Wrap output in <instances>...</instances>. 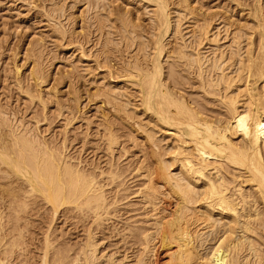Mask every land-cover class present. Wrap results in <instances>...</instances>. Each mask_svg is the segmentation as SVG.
I'll use <instances>...</instances> for the list:
<instances>
[{"label":"bare ground","instance_id":"1","mask_svg":"<svg viewBox=\"0 0 264 264\" xmlns=\"http://www.w3.org/2000/svg\"><path fill=\"white\" fill-rule=\"evenodd\" d=\"M94 1L96 2V0ZM140 1L146 3L147 7L148 5L152 7H150L151 12L149 13L152 14V21L155 23L154 28L156 33H154L152 39L153 47H151L153 50L151 54V51L149 52L150 57H148L150 58V64L146 62V64L150 66H148L149 68H143L145 64L141 67L139 65L141 63L140 60V63H138L139 61L137 62L136 59L134 63L130 60V63L128 62L127 66L123 68V73L120 75V77L124 79L129 78L133 80V82L131 81L133 86L135 85L136 88H138L137 93H139L138 96L140 97L139 103L130 100V93L129 95L124 94L126 99H123L122 94L115 93L118 87L117 84L113 83L114 79L117 77L115 78L112 75L106 79L105 74V76L102 77L104 83H102V86L105 85L106 88L110 87V91L104 90V93H107V103L108 101H115V103L118 104L117 111L128 112L131 110V112L134 111L136 113L140 110L141 113L139 114L143 115L147 113L150 117V121L145 125L151 127H146L147 129H145V127L143 128L145 129L143 131L144 138L147 140L148 146L146 145L147 148L144 154V160H142L141 165L136 168L137 171H140L139 173L143 170L142 175L144 177V184H141L142 188L140 187L135 193H139V196L142 197L143 205L150 207L151 213H148L150 214L151 223L149 221L147 223L151 225H149L148 228L136 227V231L133 230L132 227L125 228V230L128 231V233H126L128 235L124 233L127 237L130 236V239L132 237V239L137 240V244H139V253L136 252L138 255H135L134 264H149L146 260L148 257L151 256V260L152 257L158 260L161 254L165 256L164 262L162 260L163 263L161 264H244L246 260L248 261V257L249 259L250 257L252 258L254 264H264V248H262V245H264V1H229H234L235 7H237L238 10L240 9L241 12L246 11V14L243 15V18L245 15L246 18L239 19L238 17V19H234L235 15H233V17H228L229 20L226 23L228 26L224 25L223 28L225 30L224 39L226 40L229 38V40L224 42H221L223 41V37L220 36L221 30L220 26H218L221 25L218 22L220 19L215 18V14L214 17L211 13L202 12V9L199 7V12L201 11V13H196L195 10L198 8L195 7L196 5L194 6V0H176L175 4L177 8L175 9H177V13H175L177 14V21L175 22L174 28L172 26L171 15V11L174 13V10L169 8V1L139 0V2ZM171 1L170 3L172 5ZM103 4H105L104 1ZM52 6L54 5L52 4ZM93 6H95V3ZM54 7L53 11L55 12L62 13L64 11L62 7L56 6V4ZM231 12L233 13V11ZM237 12L239 13V11ZM111 13L112 12H110V14ZM95 14L96 13H94V15ZM49 16L48 14V17ZM127 18H129L128 15ZM190 19L194 20L193 27L192 29L189 28L190 31L188 30V32L183 33L182 22L183 20ZM126 21L127 23L132 22L131 19L130 21ZM137 22L138 21H136V24ZM60 23H58L59 26L62 25ZM124 25L126 26V24ZM63 26L64 25H62V27ZM127 27H129V25L126 26V28ZM231 27H234V29H230ZM171 30L175 36L174 39H176V46L173 45L174 48L171 50L175 55V57L173 56L175 60L173 58L174 63L173 65L170 64L171 67H169V71L165 76L163 74L165 70H163L162 64L164 60L161 61V58L163 55H166V43H164V40L169 33H171ZM78 31L79 30H77V32ZM54 32L56 33V30ZM64 32L66 33V31ZM65 33H63L62 36ZM146 41L148 42V39ZM225 43L228 44L225 45ZM79 49L80 53H78V60L81 62L91 61L89 58L90 55L85 53L86 50L84 52L81 50V47ZM147 56L148 55H146V57ZM146 57L144 59H146ZM145 61L143 62L145 63ZM98 66L101 65L99 64ZM19 67H15L16 74L20 71ZM101 67L105 66L103 65ZM41 68H37V71H33L31 75H34L33 80L37 85L45 79L46 71L40 70ZM107 68L111 70L110 67ZM106 72L108 73V71ZM170 76L173 77V80L169 79ZM168 79L174 81V87L170 84L172 81L168 82ZM126 83L128 84L127 80ZM187 84L190 86V89L193 86H197V91H199V94L201 93L199 96H201L203 100L199 101V99L192 97L194 95H188L189 92H186L188 88ZM185 85H187V88ZM19 87L20 85L18 88ZM28 90H31V88L27 89V91ZM30 93H28V95H32V92ZM99 93L95 92V94ZM190 94H192V92ZM33 97L37 96L34 95ZM38 98L39 96L37 99ZM103 98H105V95H103ZM78 101L79 100H77V102ZM112 102L110 103L112 104ZM1 109L2 108H0V126L3 125L5 128L8 120L5 116L7 113ZM134 112L127 114V116L133 118ZM126 113L124 114L126 115ZM71 117L72 115L70 118ZM138 117L136 118L138 119ZM140 124H138V128H140ZM114 125L115 124H113V127ZM106 126L108 137L107 147L111 149V147L113 148V144L117 145L116 142L119 139L118 137L122 136L118 135L117 137L111 124H107ZM155 127L157 129L156 131L154 129ZM139 130L137 129V131ZM157 131L160 133L159 137L156 135ZM7 132L6 134L9 138L5 137L6 134L4 135L0 132V166L2 165L0 170L4 173V175H2L5 178H7V175L8 177H15L16 180H23L24 186L17 187L18 189L16 188L17 190L15 189L16 192H14L13 188H5V186L2 185L6 184L5 182L0 186V194L3 195L4 193L2 192H5L11 195L12 198H15L14 200H8V203H11L10 206H13L12 201H18V204L16 203L17 209L15 205V207L13 206V209H15L17 213L27 211L25 209L27 208L28 201L31 200L34 203L38 201V203L42 202V204L44 203L48 206V210L51 212V219L48 225L49 223L51 224V222L54 223L55 217L60 209L68 207L70 210L73 208L79 211V213L91 215L92 222L97 224V227H100L104 219H108V216L113 212L115 213V209L118 207L117 203H121V201L116 197L118 195L116 193L117 195L110 202L105 187L112 183L115 184V181L121 177L124 170L121 171V169L118 168L109 171L110 181L108 175L107 179L110 184H105L99 179V176L104 174L102 171L98 175L69 163L70 161L66 160L68 159L66 158L67 154H64V151L67 150L65 149V144L63 146L60 145L61 147L59 145V147H56L55 142L52 141L54 146H49L50 144L53 145V143L50 142V144H47V141H40L42 136L39 140L36 136H32V134H29L27 131L24 134L21 132L19 133L17 128L14 129L10 126ZM29 132L31 131L29 130ZM117 134L119 133L117 132ZM140 134H142V132ZM132 139H134V136ZM64 140L65 139H63V141ZM123 150L125 153V149ZM137 171L136 173H138ZM124 173H126V171ZM1 180L2 179H0V181ZM9 180L11 179H7V182ZM116 192H118V190H116ZM2 197L3 196H1V198ZM126 197L122 198H129ZM6 198L9 197L6 196ZM30 203L31 202H29V204ZM122 205L124 206V204ZM125 206L127 205L125 204ZM7 208L4 209L7 211L5 213L8 214L9 208ZM1 209L0 233L4 230L3 228L5 226L3 225L6 224L9 227L8 224L12 222H7L5 220L7 223L2 225V221H4L2 216L4 215V211L3 208ZM73 209L72 211H74ZM15 210H13L14 213ZM10 213L9 211V215H11ZM14 213L13 216L16 214ZM26 213L28 214V212ZM115 214H117V212ZM17 215L18 214H16V216ZM114 215L113 217H116ZM145 215V217H147V214ZM16 216L14 217L15 219L17 218ZM22 216L20 218H22ZM24 217L26 218H23V222H26L24 219H27L28 216L24 215ZM49 217L50 215L48 218ZM19 219L16 220L19 221ZM106 221L104 222L106 223ZM12 224L10 226H15L17 222ZM27 224L29 225V223ZM22 226L24 225L21 224V227ZM113 226L114 228L116 227L115 225ZM11 228L12 227H10V229ZM13 228L19 230L17 227ZM26 229L29 231L28 228ZM111 229L113 228L111 227ZM8 230L6 229V231ZM11 230L10 232L16 231L15 229H13L14 231ZM92 230L89 229L86 231L85 242L82 243L81 248H78L80 252L78 250L73 252L75 253L78 251L79 253H75L76 256L73 255L74 257L69 260V264H101L99 262L101 258H105L104 261L110 264H122L125 262L124 260L127 259V256L119 260L116 259L113 254L108 256L100 254L99 256L97 252L99 243L95 241V233H93ZM122 230H124V228ZM26 233L29 234V232ZM118 233H116V235H118ZM18 234L21 242L15 239L16 237H13L16 235L11 234L16 241L13 240V242L9 244V248L7 247L8 243L4 241L5 234H3L4 236L0 235L3 236L0 237V264H11L14 260L15 250H12L10 247H21V245L19 246L21 243L24 245L23 243L25 241H22L24 237L22 239L21 234L25 235V233H21L20 230ZM51 237L50 232L45 234L42 243L43 246H40L42 247V253L41 255L39 254L40 259L37 264H66L68 262L66 260L70 257L67 253L69 249L68 251H65V249L63 250L65 243H62L63 248H58V251H56L58 246L54 245ZM54 240L55 238L53 241ZM134 240L132 241L136 243ZM52 243L54 248L56 246V252L53 251L54 254L51 253L53 256L49 257ZM135 243L132 244L135 245ZM70 246L68 247L67 245L66 247L70 248ZM59 249L63 250V252L65 251L68 255H64L65 252L62 254ZM18 251H20V248ZM71 251H69V253ZM31 256L25 255V264H33V259L30 260L29 258ZM15 260H17V258ZM18 262H20V260ZM157 263L158 262L155 260V264ZM249 263L251 264V261H249Z\"/></svg>","mask_w":264,"mask_h":264},{"label":"rangeland","instance_id":"2","mask_svg":"<svg viewBox=\"0 0 264 264\" xmlns=\"http://www.w3.org/2000/svg\"><path fill=\"white\" fill-rule=\"evenodd\" d=\"M98 1L96 0L95 2L94 0L93 1L92 0L91 1L90 0H64V1L63 0H55V1L54 0H0V108H2L1 110H4L5 113H7V115L5 116L8 119L6 122L5 128L3 125H1L3 127L0 126V132L5 135L6 133H8L7 132L8 127L10 126V127H13L14 129L17 128V131L19 133L21 132L24 134L27 131L29 134H32V136H36L39 140L42 136L40 141H45V142L47 141L46 142L47 144H50V142L51 143L55 142L56 147H59L60 145L63 146L65 144L64 146L66 147L65 149L67 150H65L66 153L64 151V154H67L66 158H68L66 160H69L70 161V162L68 161L69 163L77 165L78 167H81V169L83 170L86 169V171L88 170L89 172H93L94 174L99 175V173L102 171L104 174L100 175L99 179L102 183H105V184H110L109 182L110 177L108 174L109 171L118 169V168H120L121 171L124 170L122 173L123 176L121 175V177L115 181L116 186L114 183H112L105 187L108 193L107 194L108 200L111 202V200L115 198V196L118 194L116 197H118V200H120L121 203L120 202L117 203L119 207V208L116 207L115 209V213L117 212V214L113 212L110 216H108V219L103 220V223H102L103 225L100 224V227H97L96 226L97 224L92 222V217H90L91 215L86 213L87 214L86 216L85 213H79V211L73 208H71L70 210V208L68 207H67L68 209L67 208L60 209L58 212L59 214L57 213L55 217L54 223L51 222V224L49 223L48 225V222H50L49 220L51 219V212L50 210H48L49 209L48 206H46L44 203L43 204L42 202L38 203V201L34 203L33 201L30 200L28 201V204L29 202H31L30 203L31 205L27 204V208L30 207L29 208L30 210L26 208L25 210L27 211H21L20 213L19 212L17 213V211L13 208L18 204V201L17 202L12 201V205L13 206L15 205V206L14 207L10 206L11 203L9 204L8 200L9 201L14 200L15 198H12V196L8 195V193L2 192L4 193L3 195L0 194V198L1 196H3L2 197L3 199L2 198L0 199L2 200L0 201V204L3 205V206L0 205L2 206L0 207V209L3 208V211H4L3 213L4 215H2L3 220H4L2 221V225L7 222L12 221L11 223L8 224L9 227L6 224L3 225L7 228L4 227L3 228L4 230L2 231V233H0V235L5 234L4 241L8 243L7 247L9 248L10 246L9 244L12 243L13 240L16 241L15 239H17L18 241L21 240L18 234L20 230H21V233H25V235L21 234L22 235L21 238L23 239L24 237V239L22 240L23 242L25 241L23 243L24 245H22V243L19 244V246L20 245L21 247L23 246L22 249L25 246L23 250L21 249V247H16V248L10 247L12 250H15V254H14L15 258L11 264H25L24 262V258H26L25 255L26 256L32 255L31 257H29L30 260L33 259L32 263L37 264L39 262L40 255L42 253L41 251L42 247L40 246H43L42 244L43 238L47 232L51 233L52 242H54V245L58 246L57 248L55 246L56 251H58V248L62 249L63 248L62 245L64 243L66 246L68 245V247L71 245L70 248H67L65 245L63 248V250L65 249V251L66 250L68 251V249L69 251H71L72 249L70 253L69 251L67 252L69 255L65 251L64 253L63 250L59 249V251H61L62 254L64 253V255L66 254L70 256L69 257L70 259L68 258L66 260L68 261L67 263L69 264V260H71L74 256H76L77 253L80 252L79 251L80 249L78 248L79 247L81 248L82 243L85 242L86 231L89 229L91 230L93 229L92 231L93 233H95V241L99 243L98 251H97L99 256L100 254L105 255V256L113 254L114 257L118 260L127 256L128 260L125 259L124 261L127 264H132V263L134 264L135 255H138L139 253V244H137V240H134L131 237L132 240L136 241L135 243L130 239V236L129 237L126 236L128 235L126 234L128 233V231L125 230V228L132 227V229L136 231L137 229L136 227L148 228L149 225H151L147 223L148 221L151 223L150 216H149L150 215L149 213H151L150 211L151 209L147 205H143L144 203H142L143 202L142 197L139 196V193H135V191H137L140 187L142 188L141 184H144V177L142 175L143 170H141L142 172L139 173L140 171H137L136 168H138L139 165H141L142 160H144V154L146 153V148L148 146L147 145L148 142L144 138L143 131L149 127L145 124L150 121L149 120L150 117H149V114L147 113L143 115L139 114L141 113V111L139 110L136 113L132 111L135 114H133L134 116L133 118H130L127 116V114L132 113L131 110H129L128 112L125 110L127 113L123 111H117L118 104H116L115 101L113 102L110 101L112 102V104L109 101L107 103V100H108L106 99L107 93L105 92L106 93L105 94L104 90L106 89V91H110L109 89L110 87L106 88L105 85L102 86V83H103L102 77L105 75H106L105 76L106 79H108L112 75L115 78L119 77L118 79L113 78L114 79L113 84H117V87H118V90H116L115 93L122 94L123 99H126L124 94L129 95L130 93L129 95L130 100L131 101L133 100L132 102L139 103L140 97L138 96L139 93H137L138 88H136L135 85L133 86L132 84L133 80L129 78H128L129 80L124 79L120 77V75L123 73V68L127 66L130 60L132 63H134L136 60L137 62L140 60L141 63L140 61L138 63H140L139 65L141 67L144 66L143 68L150 66L148 65L150 64L149 63L150 58L148 57H150L149 52L151 51L150 54L152 53V50H153L151 49V47H153L152 39H153L154 33H156L155 28H154L155 23L152 21V17H151L152 14L149 13L151 12L150 9L152 7L148 5L149 7L148 8L146 3H142L141 1L139 2V0L138 1L137 0H98ZM103 1L107 5L103 4ZM170 1L171 0H167L170 6L169 8L171 10H174V13H175L177 11V9H175L177 8V5L175 4L176 0L171 1L172 5ZM229 1L230 0H194L193 1L194 6L196 5L195 7L201 8L202 12H208L209 14L211 13V15L215 14L216 17L215 15L214 17L220 19L218 20V22L221 25H218V26H220V30H221L220 36L223 37L222 38L223 41L221 42L229 40V38H227L226 40L224 39L225 30L223 28L224 25L228 26L226 23L229 20L228 19L229 16L233 17V15H235L234 19L236 18L238 19V17L239 19L246 18V15L243 18V15L246 14V11L241 12L240 9L238 10V8L235 7L234 1H231V2ZM263 1L264 0H262V2ZM51 3L54 6L56 4V6L62 7V9H64L63 11L64 13L53 11L55 7L52 6ZM94 3H95V6H93ZM199 8L195 10L196 13H201V11L199 12ZM231 11H233V13ZM237 11H239V13ZM110 12L112 13L110 14ZM94 13L96 14L94 15ZM174 13L171 11L173 28H174L175 22L177 21V14H176L177 12L175 13L176 15ZM48 14L50 15L49 17H48ZM127 15L129 18H127ZM130 19L132 20L131 23L129 22ZM126 20H129L128 22L130 24L127 23ZM135 20L138 21L137 24ZM190 20H183L182 22L183 23V28H182L183 33H186L188 32V30L190 31V29H192L194 20L193 19L191 21ZM58 23L64 25L63 26L64 28L62 27V25L59 26ZM55 24H58V25H55ZM124 24H126V26L129 25V27L126 28ZM133 27H136V28H133ZM58 28H62V29H58ZM230 29H234V27H231ZM55 30H56V33L54 32ZM61 30L66 31V33ZM77 30L79 31L77 32ZM62 32L65 33L63 35L65 37L62 36L63 34ZM58 33H59V36H58ZM174 38L175 36L173 35V32L171 30V33H169V35L164 40V43H166L165 47L168 48V49L165 48L166 52L168 53L165 52L166 55L165 56L163 55V57L161 58V61L164 60L162 61V64H163V70L166 71V73L165 71H163V74L165 76L167 72L169 71V67L173 65L174 60H175L174 58L175 55L171 52V50H173L174 48L173 45L176 46V42H175L176 39ZM147 39L150 44L146 41ZM107 40L109 43L107 42ZM227 44L228 43H225V45ZM80 47L82 48L81 50H83L84 52L86 50L85 53L90 55L89 58L91 61L81 62L78 60V56H79L78 53H80L79 51ZM146 55L148 56L146 57ZM145 57L146 59H144ZM143 61H145V63ZM146 62H148V64H146ZM99 64L101 66L104 65L105 67L106 66L110 67L111 70L108 69L107 67L106 69L105 67L98 66ZM15 67H19L20 69V71H18V74H16L15 72ZM39 67L40 68L42 67L40 70H44V72L46 71L45 72L46 74H45L44 81L40 82L41 84L39 83V85H37V83L33 80L34 75L33 76L31 75H32V72L33 71L36 72L37 68L39 69ZM106 71H108V73L111 71L110 72L111 74L110 73L108 74ZM114 75H117V76H114ZM169 79L173 80V77L170 76ZM169 79H168V82L172 81ZM126 80L128 84L126 83ZM125 84L128 86H126ZM170 84L173 85L172 87H174V81L170 82ZM19 85L20 87L22 86L21 88L19 87L20 89L18 88ZM187 85H185V87ZM187 87H186L187 89L186 88L185 89H186V92L187 91L189 92V93L187 92L188 95L190 96L194 95L192 97L199 99V101L203 100L201 99V96H199L201 93L199 94V91H197L198 90L196 88L197 86L195 87L193 86L191 89L189 85ZM30 88L31 90L27 91V89H30ZM98 89L101 91H99ZM29 91L32 92L33 96L34 95L37 97L39 96V98L37 99V97L28 95V93H30ZM95 92L96 93L100 92V93L95 94ZM191 92L192 94H190ZM194 92L195 93L198 92L196 93L197 95ZM33 93H36V94H33ZM39 94L41 95V97ZM94 94H95V97H94ZM103 95H105V98H103ZM28 96H32L34 100L32 97H28ZM76 96L78 99L76 98ZM74 98H76L79 101L77 102V100ZM124 113H126V115ZM73 114L74 115L76 114L75 118ZM71 115H72L71 117L72 119L70 118ZM136 117H138V119ZM122 119H125V120H122ZM8 121L10 122V124ZM107 124L112 125V129L117 135V137L118 135L122 136V137H118L120 141L117 138L119 142L118 141L116 142L117 145L113 144L112 145L113 148L111 147V149L107 147L108 146V141H107L108 137L106 133ZM113 124H115L114 127H113ZM138 124H140V128H138ZM19 125H20V128H19ZM144 127L145 129H143ZM23 128L26 131H24ZM137 129L138 130L140 129V130L137 131ZM154 129L155 131L157 130L156 127ZM29 130L31 132H29ZM116 131L119 134H117ZM141 132L142 134H140ZM159 134L160 133L157 131L156 132L157 137L160 136ZM133 136H134V139H132ZM5 137H8V135L6 134ZM63 139L67 141L65 140L63 141ZM49 146H54V143L53 145L50 144ZM123 149H125V153ZM1 166H0V169H1ZM132 169L133 170L135 169L138 173H136L135 170L134 172ZM125 171L126 173H124ZM0 172H1L0 179H2L0 181V186L3 185L5 186V188L11 187L14 189L13 190L14 192H16V190L19 187L24 186L22 182L23 180H20V179L16 180L15 177H12V176L8 177L7 175H6L7 178H5L3 176L4 173L1 170ZM107 175H108L109 181L107 179ZM4 178L6 179V181ZM9 178L11 180L7 182V179ZM5 182L6 184H2ZM13 185H15L16 187ZM116 190H118L120 194L116 192ZM5 195L11 198L10 199L6 198ZM126 196L129 198H127ZM122 197L123 198L126 197L127 199H123ZM7 203L10 207L7 205ZM122 204H124V206ZM125 204L127 206H125ZM4 208L8 209V214L5 213L7 211H5ZM15 208L17 209V206ZM12 209L15 210L16 214H18L17 216ZM72 209L74 211H72ZM65 210H68V211H65ZM9 211L11 212L10 213L11 215H9ZM26 212H28V214ZM13 213L17 217L16 219H19L23 214L25 216L27 215L28 216L27 219H24L26 220V222L25 221L23 222V218H26L24 217V215L22 216V218H20L22 221L20 219L18 221L14 218L15 216H13ZM145 214H147V217H145L146 216ZM49 215L50 217L48 218ZM113 215L116 217H113ZM5 216H8V217H5ZM12 217H13V220H12ZM13 221L17 222L15 226L13 224L16 222H13ZM104 221H106V223ZM19 222L20 223L22 222L21 224L24 225L25 227L24 226L21 227V224ZM27 223H29V225ZM11 224L13 226H10ZM113 225H115L116 227L114 228ZM122 226L124 230H122L123 229ZM10 227H12L11 228L12 230L13 229L16 230V228H13V227H17V229L19 230H16V231L13 230L14 232H10L11 230ZM111 227L113 229H111ZM24 228L25 229L28 228L29 231H27V229L25 230ZM6 229L9 231V233L8 231H6ZM25 231L29 232V234H27ZM116 233H118V235H116ZM124 233L126 235H124ZM11 234L16 235V236H13L16 238L14 239L11 236ZM3 236H0V237H3ZM54 238L56 241L55 240L53 241ZM132 243H135V245ZM262 246H263L262 248H264V245ZM19 248H20V251L22 250L24 253L22 251L21 252L18 251ZM55 248L52 243V248H50L51 251H49L50 253L49 257L53 256L51 255V253L54 254L53 251L56 252ZM75 250H78L79 252L78 251L75 252L76 254L73 253ZM136 252L138 253L136 254ZM20 255L21 257L22 256L23 257L21 258ZM150 257L146 259L149 264L150 263L155 264V260L156 262L161 264L164 262V259H165V256L164 255L162 256V254L161 256H159L158 260L153 257L151 260ZM16 258L17 260H15ZM19 260L20 262L22 261L23 263L18 262ZM104 260L105 258H101L99 262L101 264H105V263L110 264ZM249 261H251V264L253 263L252 258L250 257L249 259L248 257V261L246 260L244 264H247V263L250 264ZM125 262H123L122 264H126Z\"/></svg>","mask_w":264,"mask_h":264}]
</instances>
